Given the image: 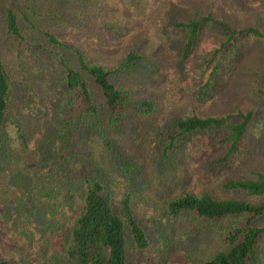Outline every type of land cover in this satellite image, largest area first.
I'll return each mask as SVG.
<instances>
[{"label":"rangeland","instance_id":"1","mask_svg":"<svg viewBox=\"0 0 264 264\" xmlns=\"http://www.w3.org/2000/svg\"><path fill=\"white\" fill-rule=\"evenodd\" d=\"M17 1L25 0H0V56L10 77L32 91L17 89L12 97L26 144L14 128L8 129L15 152L10 156L12 164L0 162V259L15 264H75L67 257L64 243L79 212L78 204L56 207L41 195L59 149L56 141L49 140L53 132L49 120L55 114L58 95L23 57L16 55L4 34L2 6ZM38 1L42 11L54 20L53 31L80 47L93 61L113 67L130 51L142 55L139 69L118 79L129 90L127 116L108 135L128 159L129 173L115 168L117 164L101 142L91 148V169L94 167L105 182L115 208L120 209L122 198L130 195L133 214L146 233L145 249H136L127 234V264H188L212 254L220 245L215 236L218 224L192 216L170 219L167 203L183 192L246 199L245 193L223 189L222 184L264 170L261 128L250 130L244 158L229 169L211 164L224 148L207 145L205 134L187 140L175 157L163 158L158 132L173 119L262 108L247 96L243 79L246 68L257 64L264 51L255 44L239 53L233 67L221 69L200 98L199 89L207 80V72H199L201 61L217 39L205 30L192 55L183 60V37L172 22L194 17L197 12L211 13L235 27L256 25L264 31V0ZM145 99L156 105L150 114L135 110L134 105ZM89 169L87 164L83 171ZM256 224L264 226V218Z\"/></svg>","mask_w":264,"mask_h":264},{"label":"trees","instance_id":"2","mask_svg":"<svg viewBox=\"0 0 264 264\" xmlns=\"http://www.w3.org/2000/svg\"><path fill=\"white\" fill-rule=\"evenodd\" d=\"M2 8L7 42L58 95L55 114L49 120L53 129L49 140L56 141L59 149L41 195L56 207L78 204L79 212L67 231L65 253L75 264H127L129 240L136 249H145L148 247L146 233L133 214L130 195L122 198L120 209L115 208L105 182L94 167L91 169L94 159L91 148L101 142L117 164L115 168L129 173L128 159L108 135L127 116L129 90L118 79L136 72L142 55L130 51L117 65L106 67L93 61L80 47L61 39L53 31L54 20L42 11L38 0L17 1ZM172 27L182 34L183 60L192 55L205 30H210L217 39L201 61L199 72H207V80L199 89L200 98L206 95L221 69L226 67L228 71L233 67L239 53L255 44L264 51L261 27L238 28L211 13L197 12L194 17L173 21ZM243 80L247 96L262 108L173 119L158 132L162 157H175L187 140L196 134H205L209 140L207 145L224 148L211 164L218 169H229L240 163L250 130L260 127V134L264 136L261 133L264 130V55L258 58L257 64L246 68ZM17 89L32 91L24 82L10 77L0 56V162L11 163L10 156L15 152L8 129L14 128L26 144L19 113L12 105ZM134 106L137 112L150 114L156 105L153 100L145 99ZM38 154L44 156L40 151ZM87 164L90 171H83ZM79 172L84 174L75 176ZM222 188L243 192L247 198H215L208 192L198 195L183 192L167 203L170 219L192 216L218 224L215 236L219 247L188 264H264V226L256 224L264 218V170L254 172L251 177L228 179ZM223 222L225 225L219 224ZM0 264L15 263L0 259Z\"/></svg>","mask_w":264,"mask_h":264}]
</instances>
